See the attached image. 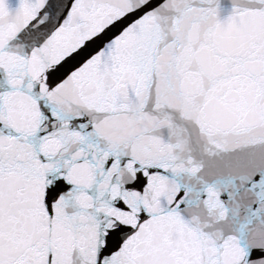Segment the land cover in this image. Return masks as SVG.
Wrapping results in <instances>:
<instances>
[{
	"label": "snow or ice",
	"instance_id": "obj_1",
	"mask_svg": "<svg viewBox=\"0 0 264 264\" xmlns=\"http://www.w3.org/2000/svg\"><path fill=\"white\" fill-rule=\"evenodd\" d=\"M0 264H264V0H0Z\"/></svg>",
	"mask_w": 264,
	"mask_h": 264
}]
</instances>
